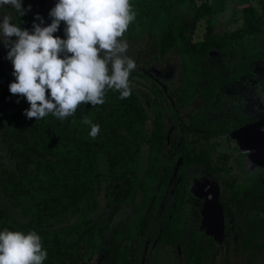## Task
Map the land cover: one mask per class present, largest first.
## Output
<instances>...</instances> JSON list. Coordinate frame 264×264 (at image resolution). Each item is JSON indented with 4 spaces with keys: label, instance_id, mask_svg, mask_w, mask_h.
<instances>
[{
    "label": "trees",
    "instance_id": "obj_1",
    "mask_svg": "<svg viewBox=\"0 0 264 264\" xmlns=\"http://www.w3.org/2000/svg\"><path fill=\"white\" fill-rule=\"evenodd\" d=\"M186 1L129 0L135 19L122 36L155 37L159 57L172 50L180 55V85L170 93L145 66H137L130 73L131 95L126 99L107 90L103 105L81 104L63 121L52 115L28 119L23 112L29 104L9 92L13 70L7 74L0 67L1 161L12 165L0 168V193L18 214L15 218L0 205V231L37 232L47 251L44 264H136V242H155L174 251L182 247L186 264L208 259V249L196 247V236L190 244L182 242L189 226L187 201L192 198L186 173L193 166H203L211 174L218 171L211 154L219 143L228 144L223 126L236 129L253 120L234 108L231 116L219 113L228 96L219 89L252 74L256 61H264V0H257L261 15L251 5L243 8L240 30L253 46L224 53L233 70L226 78L200 67L196 59L208 52L217 54L226 37L208 24L202 40L194 42L173 10L175 3ZM30 4L23 0L22 7ZM37 9L33 15L17 13L12 22L31 31ZM211 16V6L203 0L194 18ZM50 23L48 17L45 26ZM197 80H203L202 87ZM183 112H188L186 124ZM84 117L99 125L95 139L89 136L90 125L81 122ZM172 176L181 181L172 183ZM128 204L134 213L140 212L134 228L133 222H116ZM209 241L214 243L213 238Z\"/></svg>",
    "mask_w": 264,
    "mask_h": 264
},
{
    "label": "clouds",
    "instance_id": "obj_2",
    "mask_svg": "<svg viewBox=\"0 0 264 264\" xmlns=\"http://www.w3.org/2000/svg\"><path fill=\"white\" fill-rule=\"evenodd\" d=\"M23 0H0L26 15ZM51 23L36 15L31 31L22 29L8 15L0 16V44L8 49L14 82L9 92L29 104L23 115L40 120L48 115L58 120L73 116L81 104L103 105L107 90L131 95L130 73L137 65L126 55L128 44L120 38L135 19L129 0H58L50 10ZM64 23V35L54 34ZM19 103V100H17ZM89 136L100 127L88 117ZM47 251L35 231H0V264H44Z\"/></svg>",
    "mask_w": 264,
    "mask_h": 264
},
{
    "label": "rangeland",
    "instance_id": "obj_3",
    "mask_svg": "<svg viewBox=\"0 0 264 264\" xmlns=\"http://www.w3.org/2000/svg\"><path fill=\"white\" fill-rule=\"evenodd\" d=\"M30 11L29 14L33 15L36 8L40 4V0H30ZM203 0H187L183 4L175 3L173 10L178 15V23L182 25L189 37H191L194 42H200L205 34L208 24L213 32L220 34L226 39L220 43L219 46V56L214 54L206 53L201 56H196L197 63L201 66H205L209 69L216 70L221 77L228 76L233 73L231 64L228 59L222 56L224 53H232L237 50H249L252 48L253 43L247 41L242 30L243 27V8L251 5L253 6L259 15L262 14V9L258 4L257 0H208L211 9L212 16L206 17L204 20L196 21L194 18V13L198 6ZM58 0H43V5L41 7V13L38 15L41 16L45 22L49 17L50 10L55 6ZM17 12L8 7H0V16L8 15L12 17V21L15 19ZM209 20V21H208ZM34 22L39 23L35 20ZM64 23L61 22L59 29V36L64 39ZM264 27V21H263ZM238 35L236 36V34ZM58 36V34H54ZM128 44V49L126 55L133 59L137 66H145L148 69V72L153 75L154 78L160 80L163 83H169L171 88H175L179 85V72L181 65V57L175 51H170L167 55L159 57L156 48V38L143 36L142 38L135 40H127L123 37L120 38ZM7 51L3 44H0V67L9 74L13 70L12 63L6 59ZM228 58V57H227ZM227 61V62H226ZM257 65L260 63L256 61ZM264 71L263 69H258ZM256 70L252 73L254 74ZM259 75H257L258 77ZM246 77L253 80L251 74H246ZM251 86V85H250ZM255 125L260 124L264 121V116L259 118ZM2 128V123H0V130ZM245 128L234 132L230 135V138L235 141L236 144H239L242 148L253 150V157L244 160L242 165H235L233 172H237L252 177L256 171H259L257 165H263L264 163V150L260 149V145H256L249 138L243 137L241 132ZM252 146V147H249ZM256 148H258L256 150ZM264 148V147H261ZM2 145L0 143V168L7 167L12 168V165L8 160H2ZM260 149V150H259ZM250 154V152H247ZM261 169V168H260ZM203 170H200L199 167H194L191 170L193 179L199 181V177L202 175ZM243 182V180H241ZM244 183V182H243ZM241 185V184H240ZM251 190L249 184H246L243 194H246L250 199ZM140 201V196L137 198V206ZM262 205L260 206V211H264V199L261 201ZM0 205L11 214L13 217L18 218L17 212L11 209L10 205L4 201L0 193ZM260 203L258 200L249 201L247 198L243 197L236 203L234 209L235 218L234 223L247 225L249 222L255 224L260 223L264 219V213L259 212L258 207ZM189 209V220L191 224H195L198 227L199 216L195 214L193 210L191 201L188 204ZM132 204L124 206L117 214L116 222L129 223L133 222V228L135 226L136 219L140 216V212H133ZM263 208V210L261 209ZM256 227L253 226V229L246 231L248 234L259 231ZM133 232V231H132ZM245 232V233H246ZM133 234V233H132ZM227 242L218 249L219 255L216 257L214 254H211L213 251L209 250V259L204 260L203 264H263L264 263V249L257 250L253 252L250 249H243L240 247V244L232 240V236H227ZM187 238L184 237L183 243H186ZM135 244V243H133ZM137 255H136V264H184L182 257L185 255V250L181 247L174 251L171 247H160L157 244H144L142 242H136ZM243 247V246H242ZM213 250V249H212ZM255 253V254H254ZM183 262V263H182Z\"/></svg>",
    "mask_w": 264,
    "mask_h": 264
},
{
    "label": "flooded vegetation",
    "instance_id": "obj_4",
    "mask_svg": "<svg viewBox=\"0 0 264 264\" xmlns=\"http://www.w3.org/2000/svg\"><path fill=\"white\" fill-rule=\"evenodd\" d=\"M208 53H210V55L214 54L220 57V54H218L219 52L217 54L212 52H208ZM222 56L225 58V60L226 59L229 60V58H227V56H224V54H222ZM200 67H205V66L201 65ZM263 68H264V61L260 65H258L256 72L254 74H251L253 80L246 77L245 75V77H241L240 79H235L234 81L226 85L224 88L219 89V92H223L224 94L228 95L223 99L221 105L222 107L220 106L221 109L218 110L219 113L227 114L226 116H231L228 113L230 112V109L233 110L234 108L236 112L240 111V113L242 114L243 113L247 114L249 118L253 120L251 122H246L239 125L236 129H232V127L234 126H231L229 124H225L223 126L226 129L228 144L226 142L219 143L218 146L216 147L215 152H212L211 154L213 163L216 164L218 171H215L213 174H211L203 166H193L190 169H188L186 173V180H187L186 189H187V193L190 192L192 197L191 200L189 199V201H191L192 206H194L193 210H195V214L199 216L200 220L197 225L198 227H196L195 224L190 223V220L188 218L189 226L186 228V235H185L187 241L184 244L186 245L188 243L190 244L191 237L196 236L195 238L193 237L196 241V247L207 248L208 259L210 253L209 250L213 251L211 254H214L215 252L216 254L214 255L216 257L219 255L218 249H220V247L227 242L226 238L227 236L229 237L230 235L232 236V240L238 242L240 244V247L243 249H250V247H252L251 249H253L254 244L256 246L257 244H261L264 242V219L258 224L249 222L247 223V225L244 224L241 225L237 223L235 224L233 220L235 218V216H233L235 205L243 197L247 198L249 201H252L254 199L258 200L260 203L258 207L259 209L258 211L264 213V211H260V206L262 205L261 201H263L264 199V164L263 165L255 164V166L259 168L258 169L259 171H256L254 173L255 175L252 177L242 175L238 173V171L233 172L232 170L234 168V164L242 165L244 160L247 159V157L249 159L254 155L252 153L253 150L242 148L239 144H236L235 141H233L230 138V135L232 133L238 132L243 128L254 126L258 121H260L259 118L264 116V71L258 70ZM210 70L216 71L213 69ZM147 73L151 78H153L154 80H156V82L160 84V86L164 89V91L168 90L169 93L170 91L175 90L180 85V72H179V85L175 88H171L169 83H163L160 80L154 78L153 75H151L148 72V69H147ZM230 75L231 74L225 77H221L219 75V77L226 78L229 77ZM257 75L259 76L257 77ZM260 78H262L263 81L262 84L260 82ZM203 83H204L203 80L196 81V84L199 87H202ZM169 98L170 101L173 103L174 99L172 97ZM199 103L200 101L195 102L194 107L198 106ZM189 112L192 113L193 110L190 108ZM187 117H188V112H183L182 120L184 121L185 124L187 123ZM233 118L236 119V114H234ZM167 124L171 131V134H173L174 129L171 120H167ZM262 124H264V121L257 125H262ZM257 147H260V149L264 150V148H261L264 146H257ZM257 149L258 148H256V150ZM247 152H250V154H248ZM217 159H219L220 162L217 161ZM262 162L264 163V161ZM194 167H199L200 170H203L202 175L199 177L200 178L199 181L193 179V176L191 174V170ZM221 168L223 169V172L220 171ZM175 179H177L176 183L181 181V179L172 176V183L175 181ZM241 180H243L244 183ZM246 184H249V188L251 190V192L249 193L250 199L246 194H243ZM207 187L216 188L218 192V201L221 204V213H222L221 225L219 226L215 225L211 228H207L203 224V216H202V212L207 200L204 189ZM254 192H256V194ZM189 201H187V204H189ZM188 209L189 207L187 205L186 211ZM261 209L263 210V208ZM187 214L189 216V212H187ZM253 226H259L256 227L259 231L254 232L252 234H248L249 230L253 229ZM211 238L214 239L213 244H211L209 241ZM154 244L157 243L154 242ZM182 259L184 260V264H186L185 255L182 257ZM204 260L205 259H203L202 264Z\"/></svg>",
    "mask_w": 264,
    "mask_h": 264
},
{
    "label": "water",
    "instance_id": "obj_5",
    "mask_svg": "<svg viewBox=\"0 0 264 264\" xmlns=\"http://www.w3.org/2000/svg\"><path fill=\"white\" fill-rule=\"evenodd\" d=\"M43 5V0L40 1V6L37 11L38 15L40 13L41 7ZM241 135L243 137L249 138L256 145L264 146V124L254 125L248 128H245ZM206 195V203L202 212L203 224L207 228L213 226H219L222 223V213H221V204L218 201V192L216 188L207 187L204 189Z\"/></svg>",
    "mask_w": 264,
    "mask_h": 264
},
{
    "label": "crops",
    "instance_id": "obj_6",
    "mask_svg": "<svg viewBox=\"0 0 264 264\" xmlns=\"http://www.w3.org/2000/svg\"><path fill=\"white\" fill-rule=\"evenodd\" d=\"M259 236H261V235H259ZM262 240V239H261ZM251 248L252 247H250V250H251ZM262 249V248H264V242L263 243H261V244H257L256 246H255V244H254V247H253V249L251 250L252 252H253V250H254V252H256L258 249ZM259 249V250H260ZM255 254V253H254ZM264 264V263H263Z\"/></svg>",
    "mask_w": 264,
    "mask_h": 264
}]
</instances>
